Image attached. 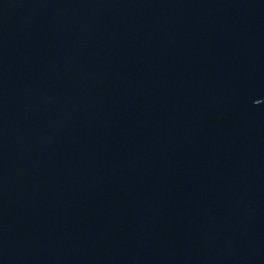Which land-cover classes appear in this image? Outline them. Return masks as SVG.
Listing matches in <instances>:
<instances>
[{"label": "water", "instance_id": "water-1", "mask_svg": "<svg viewBox=\"0 0 264 264\" xmlns=\"http://www.w3.org/2000/svg\"><path fill=\"white\" fill-rule=\"evenodd\" d=\"M0 264H264V0H0Z\"/></svg>", "mask_w": 264, "mask_h": 264}]
</instances>
